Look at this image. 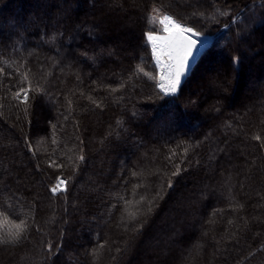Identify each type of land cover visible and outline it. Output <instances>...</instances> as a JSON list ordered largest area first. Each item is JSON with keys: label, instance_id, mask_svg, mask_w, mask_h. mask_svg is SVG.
<instances>
[{"label": "trees", "instance_id": "16d2710c", "mask_svg": "<svg viewBox=\"0 0 264 264\" xmlns=\"http://www.w3.org/2000/svg\"><path fill=\"white\" fill-rule=\"evenodd\" d=\"M157 8L212 36L174 98ZM0 61V264H264V0H0Z\"/></svg>", "mask_w": 264, "mask_h": 264}, {"label": "snow or ice", "instance_id": "6c2138e0", "mask_svg": "<svg viewBox=\"0 0 264 264\" xmlns=\"http://www.w3.org/2000/svg\"><path fill=\"white\" fill-rule=\"evenodd\" d=\"M161 9H153V14L149 17V24L152 31L146 33V40L151 45V53L155 58L156 67L159 70L158 78L146 73L143 68L136 69L137 74L148 76L149 79L156 82V86L164 96L175 95L181 86L182 80L190 70L191 63L195 60L200 52L202 43L201 37L204 35L195 28L187 26L186 23L176 19L173 15L164 13L160 14ZM224 15V13H220ZM227 27V25H225ZM157 32H163L165 35H158ZM238 59V58H237ZM7 64L8 61H0ZM3 69H0L2 72ZM27 79V76H25ZM38 89L20 88L15 94V99L27 104L29 92H36ZM23 94V95H22ZM254 139L260 140L259 135ZM187 151V149H185ZM83 160V157H80ZM174 175L178 173H173ZM135 175V173H133ZM67 180L58 178L56 186L51 188L55 194L59 191H66ZM144 198L141 197V200ZM132 219H135V213L131 214ZM27 230V225L24 221L19 224H14L8 229V240L0 238V243L17 242L22 238L23 233ZM49 250L52 245H48ZM57 250H59L57 248Z\"/></svg>", "mask_w": 264, "mask_h": 264}, {"label": "rangeland", "instance_id": "374dc122", "mask_svg": "<svg viewBox=\"0 0 264 264\" xmlns=\"http://www.w3.org/2000/svg\"><path fill=\"white\" fill-rule=\"evenodd\" d=\"M164 13H166V12H164V11L161 10L160 14H164ZM250 16L253 17V13H251ZM187 26H188V25H187ZM190 27H191V26H190ZM196 31H197V30H196ZM156 34H158V35H165V33H163V32H157ZM211 37H212L211 35L204 34L200 39H207V40L209 41V39H211ZM149 46H150V50H151V45L149 44ZM256 48H257V49H261L262 46H261V48H260V45H259V44H258V45L256 44ZM151 60H152V63L154 64V66H155L156 77L158 78V76H159V70H158V68L156 67L155 60H154V57L152 56V53H151ZM189 77H190V76H189ZM189 77L186 79V81L189 80ZM181 87H182V86H180V89H181ZM180 89H179V91H180ZM179 91H178V92H179ZM178 92H177L175 95H171V96H167V97L174 98L175 96H177ZM20 119H21V117L18 119V122H20Z\"/></svg>", "mask_w": 264, "mask_h": 264}, {"label": "water", "instance_id": "95a60500", "mask_svg": "<svg viewBox=\"0 0 264 264\" xmlns=\"http://www.w3.org/2000/svg\"><path fill=\"white\" fill-rule=\"evenodd\" d=\"M206 52L205 50V46L201 43L200 45V52L199 54L196 56L195 60L191 63V67L190 69H193L194 67L197 66V64L199 63L201 57L203 56V54Z\"/></svg>", "mask_w": 264, "mask_h": 264}, {"label": "built area", "instance_id": "2783aa9c", "mask_svg": "<svg viewBox=\"0 0 264 264\" xmlns=\"http://www.w3.org/2000/svg\"><path fill=\"white\" fill-rule=\"evenodd\" d=\"M189 75H190V72H188L187 75L185 76V78L182 80L181 85L185 82L186 78H187ZM22 95H23V94H22ZM60 178H63V177H60ZM63 179H65V178H63ZM65 180H66V179H65ZM56 183H57V182H56ZM55 186H56V184H55ZM59 192H61V191H59Z\"/></svg>", "mask_w": 264, "mask_h": 264}, {"label": "bare ground", "instance_id": "6f19581e", "mask_svg": "<svg viewBox=\"0 0 264 264\" xmlns=\"http://www.w3.org/2000/svg\"><path fill=\"white\" fill-rule=\"evenodd\" d=\"M201 41L203 42V43H205V44H207V39H201ZM154 60H155V58H154ZM187 75V74H186Z\"/></svg>", "mask_w": 264, "mask_h": 264}]
</instances>
